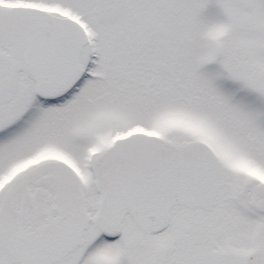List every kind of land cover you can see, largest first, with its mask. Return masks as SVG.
I'll list each match as a JSON object with an SVG mask.
<instances>
[{
    "label": "snow or ice",
    "instance_id": "snow-or-ice-1",
    "mask_svg": "<svg viewBox=\"0 0 264 264\" xmlns=\"http://www.w3.org/2000/svg\"><path fill=\"white\" fill-rule=\"evenodd\" d=\"M0 264H264V0H0Z\"/></svg>",
    "mask_w": 264,
    "mask_h": 264
},
{
    "label": "clouds",
    "instance_id": "clouds-1",
    "mask_svg": "<svg viewBox=\"0 0 264 264\" xmlns=\"http://www.w3.org/2000/svg\"><path fill=\"white\" fill-rule=\"evenodd\" d=\"M212 35H213V37H214V38L218 36V34H217V33H214V34H212Z\"/></svg>",
    "mask_w": 264,
    "mask_h": 264
}]
</instances>
